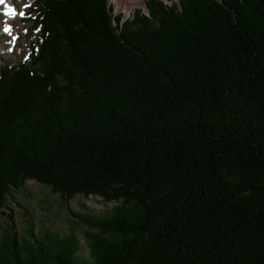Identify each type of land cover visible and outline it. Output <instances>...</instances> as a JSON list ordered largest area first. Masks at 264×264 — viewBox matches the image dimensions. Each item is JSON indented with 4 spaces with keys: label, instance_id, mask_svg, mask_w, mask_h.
Wrapping results in <instances>:
<instances>
[{
    "label": "trees",
    "instance_id": "obj_1",
    "mask_svg": "<svg viewBox=\"0 0 264 264\" xmlns=\"http://www.w3.org/2000/svg\"><path fill=\"white\" fill-rule=\"evenodd\" d=\"M145 4L37 0L0 64V216L27 179L116 202L85 217L90 261L12 226L0 264H264V0Z\"/></svg>",
    "mask_w": 264,
    "mask_h": 264
},
{
    "label": "rangeland",
    "instance_id": "obj_2",
    "mask_svg": "<svg viewBox=\"0 0 264 264\" xmlns=\"http://www.w3.org/2000/svg\"><path fill=\"white\" fill-rule=\"evenodd\" d=\"M18 7V14L13 20L9 33L3 34L5 16L0 10V64L17 63L24 60L32 50L38 29L35 28L33 18L37 0H11ZM109 0L113 4L114 13L123 12V18L133 17L136 9L147 10L145 0ZM166 3L178 0H164ZM27 5V6H26ZM26 10V14L24 13ZM20 13H23L21 15ZM25 16L20 19L19 16ZM123 19V20H124ZM20 40L19 42L15 41ZM116 205L115 201L103 202L98 196L75 195L68 202L60 198L49 187L34 179H27L20 188H12L7 195L3 210L12 214V219L0 216V237L15 227L18 236L28 234L32 228L34 234L42 235L46 231L65 234L74 231L78 238V254L82 260L90 261L87 233L96 232L86 221V216L101 217L106 210Z\"/></svg>",
    "mask_w": 264,
    "mask_h": 264
},
{
    "label": "bare ground",
    "instance_id": "obj_3",
    "mask_svg": "<svg viewBox=\"0 0 264 264\" xmlns=\"http://www.w3.org/2000/svg\"><path fill=\"white\" fill-rule=\"evenodd\" d=\"M7 2L8 3H10V4H12V6L15 8V15H5V16H3L5 19H6V23L4 24V30H5V28H6V26H7V28H8V30L6 31H4V32H2L3 34H7V33H9V31H10V28H11V26H13V20L16 18V14H18V7H17V4L15 3V1H11V0H7ZM138 3H140V4H142V1L141 0H138L137 1ZM0 10H3V5H0ZM26 10H28V9H25V14H26ZM25 16L26 15H24V16H19L20 17V19H22V18H25ZM20 40H16L14 43H15V45H16V42H19Z\"/></svg>",
    "mask_w": 264,
    "mask_h": 264
},
{
    "label": "snow or ice",
    "instance_id": "obj_4",
    "mask_svg": "<svg viewBox=\"0 0 264 264\" xmlns=\"http://www.w3.org/2000/svg\"><path fill=\"white\" fill-rule=\"evenodd\" d=\"M0 5H3V11L6 12L8 15H15V8L12 6V4L8 3L7 0H0ZM20 14L23 15V13ZM5 30H8L7 26Z\"/></svg>",
    "mask_w": 264,
    "mask_h": 264
}]
</instances>
